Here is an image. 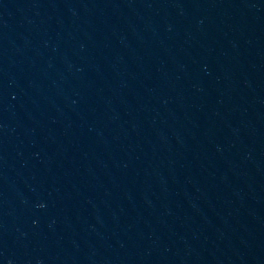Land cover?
Returning a JSON list of instances; mask_svg holds the SVG:
<instances>
[{
  "label": "water",
  "instance_id": "1",
  "mask_svg": "<svg viewBox=\"0 0 264 264\" xmlns=\"http://www.w3.org/2000/svg\"><path fill=\"white\" fill-rule=\"evenodd\" d=\"M0 264H264V0H0Z\"/></svg>",
  "mask_w": 264,
  "mask_h": 264
}]
</instances>
